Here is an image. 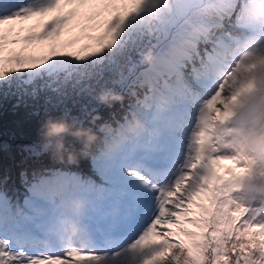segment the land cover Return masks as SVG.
<instances>
[{
  "label": "snow or ice",
  "instance_id": "6c2138e0",
  "mask_svg": "<svg viewBox=\"0 0 264 264\" xmlns=\"http://www.w3.org/2000/svg\"><path fill=\"white\" fill-rule=\"evenodd\" d=\"M121 67L129 102L89 172L22 173V200L0 190V264H264V197L236 195L253 158L230 143L264 131L261 0H0L14 107ZM70 217L76 235L53 231Z\"/></svg>",
  "mask_w": 264,
  "mask_h": 264
},
{
  "label": "trees",
  "instance_id": "16d2710c",
  "mask_svg": "<svg viewBox=\"0 0 264 264\" xmlns=\"http://www.w3.org/2000/svg\"><path fill=\"white\" fill-rule=\"evenodd\" d=\"M121 72H126V67L105 72L103 79L99 82L91 81V88L83 92L79 89L73 90L71 87L64 89L66 95L41 91L36 98L25 96L21 99L19 107L9 109H4L6 106L0 101V129L5 126L10 130L5 135L0 130V190H6L13 200L17 198L22 200L25 191L22 182L24 177L30 182L34 174H39L41 169H63L87 174L90 170L88 157L79 159L76 165H68L57 162L48 152L39 157L33 156L25 150V146L42 145L41 125L47 118H60L65 112L68 113L66 118L69 120L81 121L94 130L97 124L110 121L112 113L119 119L129 102V98L122 93L119 85L113 83L119 79ZM104 89H112L122 94L125 99L121 103L113 104L111 108L101 105L95 97ZM0 98L17 103L15 96ZM97 112L102 119L93 123L91 117ZM65 140L70 141L71 137H65Z\"/></svg>",
  "mask_w": 264,
  "mask_h": 264
},
{
  "label": "clouds",
  "instance_id": "9594fccd",
  "mask_svg": "<svg viewBox=\"0 0 264 264\" xmlns=\"http://www.w3.org/2000/svg\"><path fill=\"white\" fill-rule=\"evenodd\" d=\"M264 7V0H261ZM97 102L109 108L115 103H121L125 97L112 90H101L95 97ZM97 112L91 117V121H101ZM135 122H133V127ZM42 147L50 154L51 158L59 163L76 165L79 159L87 158L94 151L105 146L104 135L108 131L106 122L92 127L85 126L81 121L69 120L66 117L47 118L41 125ZM65 137H71L70 141ZM230 143L243 148L246 154L253 158V175L243 181V191L236 193L237 196L249 195L264 197V131L260 128L249 127L243 131H237L231 138ZM77 145L79 147H77ZM74 216H78L85 207V202L79 198L69 201ZM60 230L69 236L78 232V224L74 217L63 219L53 224V231Z\"/></svg>",
  "mask_w": 264,
  "mask_h": 264
},
{
  "label": "rangeland",
  "instance_id": "374dc122",
  "mask_svg": "<svg viewBox=\"0 0 264 264\" xmlns=\"http://www.w3.org/2000/svg\"><path fill=\"white\" fill-rule=\"evenodd\" d=\"M0 101L2 102V105L4 104V109H9V108H14V105H16L17 103L9 100V99H4V98H0ZM62 101H64V97L62 98ZM67 102V101H66ZM66 102H64L63 104L65 105ZM1 132L3 135L8 134L10 132V130L8 128H6L5 126L1 127Z\"/></svg>",
  "mask_w": 264,
  "mask_h": 264
}]
</instances>
